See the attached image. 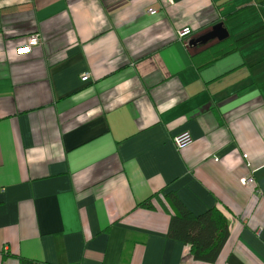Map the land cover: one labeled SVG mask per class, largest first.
Segmentation results:
<instances>
[{
	"label": "crops",
	"instance_id": "1",
	"mask_svg": "<svg viewBox=\"0 0 264 264\" xmlns=\"http://www.w3.org/2000/svg\"><path fill=\"white\" fill-rule=\"evenodd\" d=\"M169 191L224 214L214 263L169 236ZM17 256L264 264V0H0V264Z\"/></svg>",
	"mask_w": 264,
	"mask_h": 264
},
{
	"label": "trees",
	"instance_id": "2",
	"mask_svg": "<svg viewBox=\"0 0 264 264\" xmlns=\"http://www.w3.org/2000/svg\"><path fill=\"white\" fill-rule=\"evenodd\" d=\"M244 39L225 42L230 46L229 53L238 50ZM202 63V57H195ZM161 199L173 202L170 214L169 236L189 246L195 260L214 263L228 235V224L224 214L211 206L201 213H193L186 207L173 191L160 194ZM154 202V201H153ZM153 202H144V206L153 208ZM19 264H47L46 262L17 256Z\"/></svg>",
	"mask_w": 264,
	"mask_h": 264
},
{
	"label": "built area",
	"instance_id": "3",
	"mask_svg": "<svg viewBox=\"0 0 264 264\" xmlns=\"http://www.w3.org/2000/svg\"><path fill=\"white\" fill-rule=\"evenodd\" d=\"M163 2H166V3H169L171 4L173 2V0H161ZM148 12L149 13H153L155 12L154 9H148ZM192 34V30L191 28L189 27H182V28H179L176 32V35H177V38L178 40L182 41V42H186L188 43V39L189 37L191 36ZM40 43L39 41V37L37 34H31L30 36L27 37L26 41L17 48V53L18 54H25V53H29L33 50V48L35 46H37L38 44ZM22 49H27L26 52H22L21 50ZM88 77V74H83L81 76V78L83 79H87ZM191 141V136L188 132H183L177 136L174 137V143L176 144V146L178 147H183L184 145L188 144L189 142ZM244 183L247 184V183H252L253 182V177L252 176H248L247 178H245L244 180Z\"/></svg>",
	"mask_w": 264,
	"mask_h": 264
},
{
	"label": "water",
	"instance_id": "4",
	"mask_svg": "<svg viewBox=\"0 0 264 264\" xmlns=\"http://www.w3.org/2000/svg\"><path fill=\"white\" fill-rule=\"evenodd\" d=\"M226 35V30L222 27L220 23H217L210 30L204 32L203 34L195 38V40L192 38V40H190V44H194L196 42L205 43L213 38L223 39L224 37H226Z\"/></svg>",
	"mask_w": 264,
	"mask_h": 264
},
{
	"label": "snow or ice",
	"instance_id": "5",
	"mask_svg": "<svg viewBox=\"0 0 264 264\" xmlns=\"http://www.w3.org/2000/svg\"><path fill=\"white\" fill-rule=\"evenodd\" d=\"M21 51H22V52H26V51H27V49H22Z\"/></svg>",
	"mask_w": 264,
	"mask_h": 264
}]
</instances>
